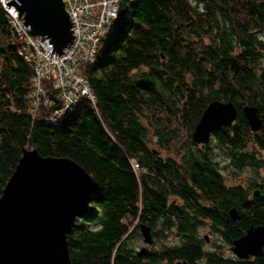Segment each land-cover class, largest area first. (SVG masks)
Listing matches in <instances>:
<instances>
[{"label":"trees","instance_id":"1","mask_svg":"<svg viewBox=\"0 0 264 264\" xmlns=\"http://www.w3.org/2000/svg\"><path fill=\"white\" fill-rule=\"evenodd\" d=\"M12 40L0 2V195L25 147L82 164L95 186L68 234L72 264H264V254L208 251L200 233L206 224L231 243L263 216L264 0H121L83 66L96 100L83 98L60 122L45 120L56 106L29 111L33 65ZM216 98L232 100L238 116L196 142ZM245 104L259 109L257 131ZM181 126L190 135L164 155ZM233 208L249 214L235 220ZM141 223L154 238L143 254Z\"/></svg>","mask_w":264,"mask_h":264},{"label":"water","instance_id":"2","mask_svg":"<svg viewBox=\"0 0 264 264\" xmlns=\"http://www.w3.org/2000/svg\"><path fill=\"white\" fill-rule=\"evenodd\" d=\"M14 5L33 34L49 37L62 54L73 43L77 29L63 0H6ZM258 107L245 104L253 131L263 119ZM238 107L232 100L213 99L203 110L192 132L196 142H209L215 130L233 122ZM95 186L93 175L68 156L44 155L36 147H25L0 195V264H72L68 234L78 217L89 209ZM259 191L256 190L255 193ZM236 220L237 212L230 211ZM144 241L152 243L151 227L140 224ZM264 222L252 225L234 240L241 257L263 253ZM144 245L139 253L147 252Z\"/></svg>","mask_w":264,"mask_h":264},{"label":"built area","instance_id":"3","mask_svg":"<svg viewBox=\"0 0 264 264\" xmlns=\"http://www.w3.org/2000/svg\"><path fill=\"white\" fill-rule=\"evenodd\" d=\"M76 22L77 33L71 46L58 55L50 38L36 35L24 24L14 5L0 0L7 11L13 43L18 53L33 65L28 93L29 111L36 116L42 105L55 107L45 120L60 122L65 112L75 108L80 100L96 96L83 71L86 63L96 60L99 43L115 24L121 0H63ZM48 84L53 92L50 93ZM15 109L14 105H11ZM138 165V163H136Z\"/></svg>","mask_w":264,"mask_h":264},{"label":"flooded vegetation","instance_id":"4","mask_svg":"<svg viewBox=\"0 0 264 264\" xmlns=\"http://www.w3.org/2000/svg\"><path fill=\"white\" fill-rule=\"evenodd\" d=\"M237 212V211H236ZM249 213H238L237 212V219L238 221H240L241 219L243 220L245 217L248 216ZM262 218L260 221L258 222H252L251 225L247 228V230L252 226V225H259V224H262L264 222V211L262 213ZM246 230V232H247ZM245 232V233H246ZM200 233L202 234L203 237H205L206 239V243H205V248L208 250V251H217L220 253V256H222L223 258H234V259H237V260H243L245 261L246 259L248 258H252L253 256H256V255H262L264 254V244H263V253H258V254H249L247 257H240L234 250H233V245H234V240L236 238H233V241L230 243V242H227L223 237L222 235H220V233L218 232H212L211 231V227L208 226V225H202L200 227ZM242 236V235H241ZM240 237V236H239ZM238 238V237H237ZM150 244H144V245H147L148 246V249L150 248ZM143 245V246H144ZM229 253V254H228Z\"/></svg>","mask_w":264,"mask_h":264},{"label":"rangeland","instance_id":"5","mask_svg":"<svg viewBox=\"0 0 264 264\" xmlns=\"http://www.w3.org/2000/svg\"><path fill=\"white\" fill-rule=\"evenodd\" d=\"M177 119H173V121H175L174 123H172V122H170L169 120H166V119H164L163 121V123L165 124V125H171V127L173 128V126L175 125V123H178L177 121H176ZM152 128H153V126L151 125V127H150V129L152 130ZM150 130V131H151ZM189 132H188V130H187V128L185 127V126H181V127H179V134H177L179 137H177L174 141H172V148L173 149H171V150H168L167 148H164L163 149V154L164 155H168V154H172V155H176V151L177 150H175V148L177 149L178 148V146L180 145V143L181 142H184V140L190 135V134H188ZM152 135V134H151ZM259 154H260V156L264 159V149H261L260 151H259ZM263 173H264V171H263ZM244 180H245V182H246V177H244ZM171 239L172 240H174L175 239V237L174 236H172L171 237ZM169 241V240H168ZM147 244V242H145L143 239H140V240H138V242H137V245H138V247H141V246H143L144 244ZM229 254V253H228Z\"/></svg>","mask_w":264,"mask_h":264},{"label":"bare ground","instance_id":"6","mask_svg":"<svg viewBox=\"0 0 264 264\" xmlns=\"http://www.w3.org/2000/svg\"><path fill=\"white\" fill-rule=\"evenodd\" d=\"M4 1H6V0H4ZM18 10V9H17Z\"/></svg>","mask_w":264,"mask_h":264}]
</instances>
